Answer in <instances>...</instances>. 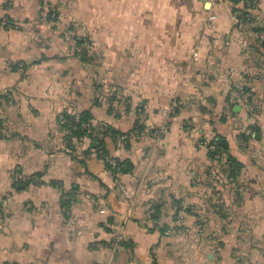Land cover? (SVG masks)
I'll list each match as a JSON object with an SVG mask.
<instances>
[{
    "label": "crops",
    "instance_id": "0c3cea01",
    "mask_svg": "<svg viewBox=\"0 0 264 264\" xmlns=\"http://www.w3.org/2000/svg\"><path fill=\"white\" fill-rule=\"evenodd\" d=\"M0 16L16 23L0 29V95L10 92L1 107L0 264H153L154 256L264 264V46L255 32L264 0L248 24L230 0H0ZM74 33L93 41L89 61L74 54ZM233 85L251 88L246 103L230 106ZM86 109L123 131L145 124L129 149L108 139L132 172L115 178L96 154L85 165L69 153L59 118ZM215 133L243 163L218 190L200 144ZM89 143L78 145L80 158ZM177 201L203 213V238L193 213L174 224ZM154 203L181 229L149 231ZM118 234L134 251L111 242Z\"/></svg>",
    "mask_w": 264,
    "mask_h": 264
},
{
    "label": "trees",
    "instance_id": "16d2710c",
    "mask_svg": "<svg viewBox=\"0 0 264 264\" xmlns=\"http://www.w3.org/2000/svg\"><path fill=\"white\" fill-rule=\"evenodd\" d=\"M234 4V12L238 9L246 10L247 6L244 0H230ZM257 10V9H256ZM255 11V10H254ZM254 11H252L250 19H239L235 16L239 24H248L254 19ZM47 18L54 23H57L59 20V13L53 8L50 7ZM13 28L16 27V23L9 16H0V29L2 28ZM264 30V26H258L255 28L257 38L259 42L264 46V40L259 36L260 31ZM72 39L75 41V55L79 56L84 61H89L93 58L92 47L93 41L88 36H82L78 33L72 35ZM17 66V65H16ZM25 67V66H24ZM14 69L15 66H14ZM234 85L229 91L230 93ZM245 92H252L251 88L247 85L241 86ZM110 99L113 101L115 96L112 95ZM10 100V92L0 95V135H2L3 130L5 129V119L1 113V107L3 103ZM112 111V110H111ZM177 111H175L176 113ZM59 126L65 131V146L69 153L77 159L78 161L87 165L86 158L90 157L92 154L102 159L105 163V166L109 172L115 177L119 178L120 175L124 173L132 172L134 169V163L131 159H120L112 155L109 146L108 139L111 138L115 142L120 141L123 145L129 149L131 147V137L135 133L144 132L147 127L145 124L141 123L138 119L135 123V126L129 131H123L114 125L108 123L96 122L94 119V114L91 109H86L78 112L65 110L59 118ZM152 132L155 134L156 129H153ZM244 137H251V133L248 135L243 134ZM85 139H89L90 143L88 148L84 151V158H80L78 152V145L83 143ZM200 144H205L208 147V155L211 159V165L206 169V177L210 180L209 184L218 190V185L222 183L223 179H228L230 181H236L243 169V163L238 160L230 150V144L226 136L215 133L211 136L202 135L200 139ZM202 182L197 177L194 185H200ZM72 198L67 197L63 204L68 206L71 203ZM180 211H187L193 213L196 216L195 228L192 230L197 238H203L207 233V227L205 224V218L201 211H198L192 207H188L186 204L181 201H177L176 211L173 214L174 224L181 220ZM163 209L160 203H154L148 211V219L145 225L148 227L149 231L158 230L162 236H167L172 234L174 230L181 229L180 225H172L169 222H163ZM112 240L111 242H114ZM111 242L104 241L102 242L105 245H110ZM124 245L125 247L134 251V242L125 237L120 243V246ZM155 260L153 264H160L157 257L154 256ZM121 264V263H113Z\"/></svg>",
    "mask_w": 264,
    "mask_h": 264
},
{
    "label": "built area",
    "instance_id": "2783aa9c",
    "mask_svg": "<svg viewBox=\"0 0 264 264\" xmlns=\"http://www.w3.org/2000/svg\"><path fill=\"white\" fill-rule=\"evenodd\" d=\"M244 2L246 3L247 6L246 10H242V9L236 10L234 12L235 16L239 17V19H250L252 11L258 8L260 0H244ZM215 18H216L215 14H212L210 16L211 20H215ZM259 36L262 40H264V30L260 31ZM248 96H249L248 92H245L240 86L235 85L230 93V106L240 100L246 103L248 101ZM162 132L163 130L161 129L156 130V133L160 134ZM123 238L124 236L122 234L116 235L114 245L118 246L123 240Z\"/></svg>",
    "mask_w": 264,
    "mask_h": 264
}]
</instances>
